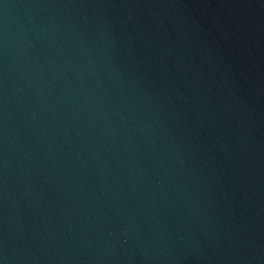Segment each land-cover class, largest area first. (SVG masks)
<instances>
[{
	"label": "water",
	"instance_id": "1",
	"mask_svg": "<svg viewBox=\"0 0 264 264\" xmlns=\"http://www.w3.org/2000/svg\"><path fill=\"white\" fill-rule=\"evenodd\" d=\"M0 264H264V0H0Z\"/></svg>",
	"mask_w": 264,
	"mask_h": 264
}]
</instances>
